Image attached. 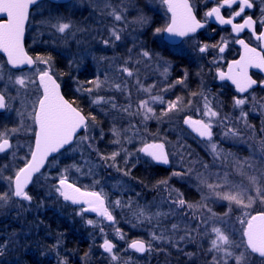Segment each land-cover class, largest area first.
I'll return each mask as SVG.
<instances>
[{
  "label": "rangeland",
  "instance_id": "obj_1",
  "mask_svg": "<svg viewBox=\"0 0 264 264\" xmlns=\"http://www.w3.org/2000/svg\"><path fill=\"white\" fill-rule=\"evenodd\" d=\"M161 2L71 0L42 2L32 10L27 46L66 57L73 89L99 116L84 114L85 131L34 179L30 203L15 201L12 184L31 152L36 76L53 71L37 58L33 70L12 75L0 58L6 104L0 140L12 142L0 156V264H28L27 256L43 264H73L68 260L76 253H63L62 240L80 228L88 251L72 261L76 264H247L238 231L251 210H264V127L254 120L249 140L222 134L200 142L183 126L190 117L212 129L213 101L199 58L191 68L193 93L178 98L174 87L188 89V71L179 69L180 78L173 79V64L146 50L144 35ZM152 142L164 146L170 167L165 179L146 187L132 173L148 165L140 149ZM62 181L100 196L105 213L95 216L66 201ZM184 190L193 191L191 200ZM134 239L146 245L141 257L129 251ZM107 241L116 243L108 254L100 251Z\"/></svg>",
  "mask_w": 264,
  "mask_h": 264
},
{
  "label": "flooded vegetation",
  "instance_id": "obj_2",
  "mask_svg": "<svg viewBox=\"0 0 264 264\" xmlns=\"http://www.w3.org/2000/svg\"><path fill=\"white\" fill-rule=\"evenodd\" d=\"M186 1L195 23L202 27L193 35L184 37L176 44L169 42L165 39L164 32L171 23L172 14L165 0H162L160 11L152 12V28L150 27L147 30L148 33L146 32L144 35L146 41L145 48L154 57L159 56L173 64L172 73L173 69L179 66L191 69L196 65V61L199 58L198 63L201 65V69L199 70L202 72L201 77L203 80H208L209 83L208 87L204 89L207 88L206 93L212 96L211 110L214 116L212 129L204 121H195L207 127L209 131L207 138L195 137V139H198L200 142H210L213 138L219 140L222 134L228 135L229 138L233 134H237L243 136L245 140H249L254 120H256V123L260 127H264V0ZM182 5L185 9V5ZM189 45H193V47L187 48L186 46ZM25 49L34 61V65L31 68L13 69L8 66L0 55L2 64L12 75H20L37 67L38 59L29 52L30 48L27 46L26 36ZM180 61L183 62V65L179 64L181 63ZM44 73L46 72L40 74ZM52 76L55 78L54 75ZM201 77L198 76L199 79ZM56 81L59 83L57 79ZM38 88L39 97L36 100L35 109H33L30 115L32 135L27 140V143L31 146V152L36 134L35 113L42 96L41 89L39 86ZM64 98L66 99L65 96ZM1 99L0 116H3L6 104L2 95H0V101ZM28 122L30 123L29 118ZM4 141L8 143V148L10 149L12 142L2 139L0 140V144ZM9 149L1 153L0 156L7 153ZM57 156L51 158L49 161ZM143 156L148 161L146 167L151 169L159 167L168 173L169 168L160 167L148 156ZM30 190L31 187L25 191L26 198L23 195L17 198L13 196V198L15 201L21 200L30 203L31 199L28 197ZM257 213L264 214V210H251L241 221L240 230L238 231L249 257L247 264H264V256L249 251L245 245L243 236L251 217ZM26 260L28 264H43V260L35 262L29 256L26 257Z\"/></svg>",
  "mask_w": 264,
  "mask_h": 264
},
{
  "label": "water",
  "instance_id": "obj_3",
  "mask_svg": "<svg viewBox=\"0 0 264 264\" xmlns=\"http://www.w3.org/2000/svg\"><path fill=\"white\" fill-rule=\"evenodd\" d=\"M42 1L63 5L71 0H0V55L13 69L31 68L34 65L25 49V35L30 11ZM165 2L172 14L171 23L164 32V37L169 42L176 44L202 27L195 23L186 0ZM37 84L42 96L35 113L34 145L28 162L14 176L12 187L16 198L22 195L26 198L25 191L46 167L48 160L70 147L87 125L85 115L64 98L60 84L50 73L38 75ZM183 126L196 138L208 137L207 127L188 117L183 119ZM8 149L6 141L0 144V154ZM140 153L150 157L160 167H170L166 150L159 142L143 145ZM59 187L63 198L71 204L88 206L89 212L96 216L105 213V204L97 194L83 192L65 181ZM243 236L249 251L264 256V214L257 213L251 217ZM113 248V244L108 241L100 247L102 252H110ZM128 248L139 256L146 252L145 243L138 239L132 240Z\"/></svg>",
  "mask_w": 264,
  "mask_h": 264
},
{
  "label": "trees",
  "instance_id": "obj_4",
  "mask_svg": "<svg viewBox=\"0 0 264 264\" xmlns=\"http://www.w3.org/2000/svg\"><path fill=\"white\" fill-rule=\"evenodd\" d=\"M29 52L35 56L36 58H44L46 61L50 63L52 73L55 75V78L59 81L61 85V91L63 95L66 97V99L73 104L76 108H78L83 114L85 115H93V116H99L98 112L96 111L95 107L90 106L87 98L85 95L80 94L76 89H73V85L71 83L73 82L74 73L71 72V68L69 66L68 60L66 57H64L61 53L55 52L53 50L48 49H37V51H31ZM180 65H183V62L180 61ZM184 69L187 70L189 78H188V89H183L181 87H174L175 93L174 96H177L178 98H184L189 93H193L192 91L195 89V73L192 71V69L182 68V66L175 67L173 69V79L180 78L178 75V70ZM85 75V73H84ZM57 76V77H56ZM87 76H83V74L78 76V79H81V81H84ZM188 93V94H187ZM99 119V118H98ZM108 124L105 122L103 123V128L107 129ZM133 178L135 181H138L142 186L151 187L154 184L162 181L167 177V171L164 169H161L159 167L156 168H148L145 167L142 169V167H137L133 170L132 173ZM191 190L185 191L184 195L189 200L192 197ZM191 200V199H190ZM64 222V221H63ZM62 225L63 229L67 231V222L63 223ZM85 233V229H78V233L74 234L72 232L67 231L65 233V240H62V247L64 251H75L76 254H72L71 257H73V260L76 258H80V256H84V254L88 251V243L87 240L83 238V234ZM112 242V241H111ZM112 244L115 246V242H112ZM101 251V249H100ZM63 252V253H64ZM68 260V259H67ZM72 260V261H73ZM70 263L76 264L75 262H72L71 260H68Z\"/></svg>",
  "mask_w": 264,
  "mask_h": 264
}]
</instances>
